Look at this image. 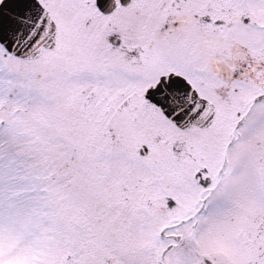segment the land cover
Instances as JSON below:
<instances>
[{
    "label": "snow or ice",
    "instance_id": "snow-or-ice-1",
    "mask_svg": "<svg viewBox=\"0 0 264 264\" xmlns=\"http://www.w3.org/2000/svg\"><path fill=\"white\" fill-rule=\"evenodd\" d=\"M0 264H264V0H0Z\"/></svg>",
    "mask_w": 264,
    "mask_h": 264
}]
</instances>
